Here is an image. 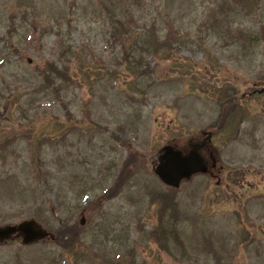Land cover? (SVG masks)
I'll list each match as a JSON object with an SVG mask.
<instances>
[{"label": "rangeland", "instance_id": "374dc122", "mask_svg": "<svg viewBox=\"0 0 264 264\" xmlns=\"http://www.w3.org/2000/svg\"><path fill=\"white\" fill-rule=\"evenodd\" d=\"M150 24L177 41L132 55ZM262 81L264 0H0V226L56 237L0 264H264ZM228 93L237 134L213 130ZM208 133L207 172L163 185L162 150Z\"/></svg>", "mask_w": 264, "mask_h": 264}, {"label": "water", "instance_id": "95a60500", "mask_svg": "<svg viewBox=\"0 0 264 264\" xmlns=\"http://www.w3.org/2000/svg\"><path fill=\"white\" fill-rule=\"evenodd\" d=\"M155 169L156 175L163 183L177 188L183 179H189L197 172L205 171L203 160L196 150L183 157L178 151L166 147L162 150ZM12 236L21 237L23 244H31L48 236L47 232L35 221H25L16 226L0 227V241Z\"/></svg>", "mask_w": 264, "mask_h": 264}, {"label": "trees", "instance_id": "16d2710c", "mask_svg": "<svg viewBox=\"0 0 264 264\" xmlns=\"http://www.w3.org/2000/svg\"><path fill=\"white\" fill-rule=\"evenodd\" d=\"M160 15L162 16V11L160 12ZM114 20H117V26L114 25L113 27V34H111L112 40H118L122 31H124L122 33V36L124 35L125 37L129 38L132 33L131 27H125L126 25L121 21L120 18ZM136 36V38L134 37L133 42L131 44L132 48L131 50H129L132 51V55H134L133 53H135L138 49L143 52L145 51L146 54H158V52L161 50L171 48L173 40L177 41V39L175 38V34L173 33L172 35L171 32L166 33V36L162 38L159 35V29L156 27L155 24L144 25V27L141 29V31L137 33ZM171 36H173L174 39H169ZM162 41L163 44H161ZM50 67L58 74H62L59 73L53 66ZM260 85L264 87V82L262 81ZM223 98L224 104H220L221 108L217 120L218 129H222L232 124V122L235 120H237L238 122V119H240V115L237 112L238 102H233L234 100H229L228 95H224ZM66 231L69 232L71 235L74 233V231L69 228Z\"/></svg>", "mask_w": 264, "mask_h": 264}]
</instances>
